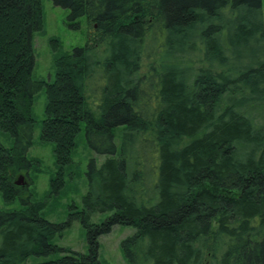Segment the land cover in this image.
Listing matches in <instances>:
<instances>
[{"label": "trees", "instance_id": "1", "mask_svg": "<svg viewBox=\"0 0 264 264\" xmlns=\"http://www.w3.org/2000/svg\"><path fill=\"white\" fill-rule=\"evenodd\" d=\"M53 1L94 31L71 52L54 40L46 80L34 76L42 0H0V193L21 201L0 209V264L61 251L55 264H106L99 237L117 224L136 227L122 241L128 264H264V0ZM42 89L56 172L36 199ZM82 124L107 157L89 163L83 208L51 221ZM98 212L110 214L94 222ZM76 219L89 253L53 242Z\"/></svg>", "mask_w": 264, "mask_h": 264}, {"label": "rangeland", "instance_id": "2", "mask_svg": "<svg viewBox=\"0 0 264 264\" xmlns=\"http://www.w3.org/2000/svg\"><path fill=\"white\" fill-rule=\"evenodd\" d=\"M43 2V27L34 33L35 45V66L34 76L39 79H50L54 77L55 69L53 66L54 58V40H59L65 51H72L76 47L85 46L88 39L92 36L93 26L86 16L72 18L69 8L57 5L53 0H42ZM46 92L42 89L36 94L34 102V114L36 124L33 135V145L30 147L28 155L41 160L40 171L34 172L35 184L31 186L36 199H42L50 186V177L56 172V158L54 154V143L52 141H43L41 137L42 122L45 119ZM0 137L4 143L8 144L10 139L7 135L0 132ZM13 139L11 138V141ZM78 147L73 156L72 163L68 167L66 179L69 181L66 189L60 196L52 197L44 209L45 216L51 221L62 222L67 220L69 213L76 204L78 209L83 208L82 195L87 190V174L91 159H95L100 165L106 155L96 153L87 143L85 127L77 137ZM117 144L120 143V137L117 135ZM23 176V183L27 181ZM21 207L20 199L8 203L0 193V209L12 210ZM110 212L95 213L92 215L94 222H100L105 219ZM135 226L120 225L113 226L112 230L99 237V255L106 264H128L122 250V241L134 234ZM53 242L60 247L70 248L80 253H89L90 244L87 238L86 229L79 220L72 221L63 235H57ZM1 246V237H0ZM66 253L58 252L49 255H32L26 264H55L54 262L62 258Z\"/></svg>", "mask_w": 264, "mask_h": 264}, {"label": "water", "instance_id": "3", "mask_svg": "<svg viewBox=\"0 0 264 264\" xmlns=\"http://www.w3.org/2000/svg\"><path fill=\"white\" fill-rule=\"evenodd\" d=\"M23 179H24L23 176H20V177H19V180H18L16 183H17V184H24V183H23Z\"/></svg>", "mask_w": 264, "mask_h": 264}]
</instances>
